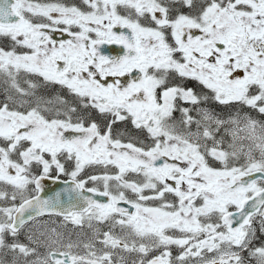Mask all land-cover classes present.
<instances>
[{
	"label": "snow or ice",
	"instance_id": "1",
	"mask_svg": "<svg viewBox=\"0 0 264 264\" xmlns=\"http://www.w3.org/2000/svg\"><path fill=\"white\" fill-rule=\"evenodd\" d=\"M0 264H264V0H0Z\"/></svg>",
	"mask_w": 264,
	"mask_h": 264
},
{
	"label": "water",
	"instance_id": "2",
	"mask_svg": "<svg viewBox=\"0 0 264 264\" xmlns=\"http://www.w3.org/2000/svg\"><path fill=\"white\" fill-rule=\"evenodd\" d=\"M59 187H62V185L61 186H57V185L52 184L51 182H49L48 185H47V188L49 189L48 194L51 195L53 191H58Z\"/></svg>",
	"mask_w": 264,
	"mask_h": 264
},
{
	"label": "flooded vegetation",
	"instance_id": "3",
	"mask_svg": "<svg viewBox=\"0 0 264 264\" xmlns=\"http://www.w3.org/2000/svg\"><path fill=\"white\" fill-rule=\"evenodd\" d=\"M114 54V53H113Z\"/></svg>",
	"mask_w": 264,
	"mask_h": 264
}]
</instances>
